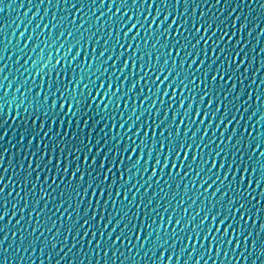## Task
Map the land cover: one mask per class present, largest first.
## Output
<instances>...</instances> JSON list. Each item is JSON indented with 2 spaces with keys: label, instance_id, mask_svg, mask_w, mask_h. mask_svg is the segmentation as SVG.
<instances>
[{
  "label": "water",
  "instance_id": "obj_1",
  "mask_svg": "<svg viewBox=\"0 0 264 264\" xmlns=\"http://www.w3.org/2000/svg\"><path fill=\"white\" fill-rule=\"evenodd\" d=\"M75 0H0V187L4 188V195L0 197V201H3L6 205L8 215L5 217L3 222H0V264H113V252L109 246L108 249L105 248L104 242L107 239V233L111 231L112 227L115 226V220L113 223L108 225L107 229H104V221L97 224V221L90 220L92 216V211L89 210L88 216L85 217L84 210L89 208V198L90 196H84L83 202L80 204V208L76 209V203L81 199L80 197H74L69 194L61 196L66 185L69 183L70 172L72 167L79 164L83 167V153L81 154L80 160L76 159L73 154L65 153L67 155L68 162L72 164L69 168V174L63 173L64 167V156H60V172L56 171L57 156L59 151H53L51 154L52 163L45 167L43 164L41 167H36L37 160L43 155L44 162L46 163L49 159L47 153L50 149H53L54 144L49 143V137L38 135L42 131L44 133L48 132L49 123L46 121L44 123L43 129H41L40 121L37 120L33 123L30 118L31 110L28 109L26 112L27 104L31 101L32 97L36 95L37 92H47V73L52 69V66L56 64L57 60L61 63L56 65V70L64 66L65 60L71 56H75L77 49L75 47L71 48L69 52L70 45L75 42L78 33H74L72 38H68L67 31H65L64 37L57 40V35L63 29H56L51 33L49 38V29L51 25L49 21L52 20L55 15L57 21L60 17L67 13L68 7L74 3ZM139 2V0H138ZM150 2V0H149ZM111 0H105L103 7H100V0H96V6L93 8L89 3L88 7L84 8V12L91 16L92 12L95 11L96 15L92 17L85 23V28H88L90 24H93L92 31L95 32L93 37V44L98 39L100 42L96 44L97 55L102 47H107L109 52L115 57L119 53L120 49L117 48L115 52H112L113 46L116 44V33L113 31L112 38L109 39L108 32L109 29L105 27L102 31H98L99 25L105 23L108 20L109 5ZM131 3V0H129ZM159 5V0H157ZM167 11L172 13L169 16V20L165 23H171L172 19L179 16L180 19L177 24H183L185 20L188 21V31H191V26L193 21H207L213 27L209 31L208 35H211L212 31H216V35L212 37V41H215L219 47L215 50V56L212 53V41L208 44V56H201L205 63L200 68V72L196 75L203 79V73L208 69L209 64H211V71L208 72V81H211V76L217 73V69L230 68L229 61L232 58L233 51H240V56L237 58V63L241 59L244 63L240 66L239 72L236 73V78L233 80H228L225 76V81L227 82V87L224 90V95L227 94L228 88L233 84L236 85L235 91L232 95L228 97L225 101L229 105V116L235 114L237 119L240 121L236 124L235 121L229 125V130L225 133L224 144L228 145L227 137L231 134L232 128H236L237 136L233 140L243 136L244 140H251L247 151H244V143L242 142L239 146V150L231 145V154L225 149L222 156L217 159V165L223 160V156L227 155L228 159L231 160L233 156L240 160L243 156L245 160L248 159L252 151V144L255 143V136L257 134V129L264 135V0H188L185 4V0H180L176 3V0H167ZM161 16L157 20H163L165 9L162 5ZM185 8L187 11H185ZM75 11V10H73ZM130 11L134 13L137 11L136 8H121L120 13L117 15L116 19L119 20V16L124 12ZM141 12L140 20L144 22V16H148V22L150 23L152 17L155 16L156 6L151 9V14L149 15L148 5L145 4L143 8L139 10ZM47 12V15L45 13ZM84 12L80 13L83 15ZM112 12H116L115 6L112 7ZM69 20L72 19V14L67 13ZM102 16V19L98 23H93L97 16ZM87 20V17H85ZM127 21V17H124ZM77 26L81 23L79 16L76 17ZM133 23L135 22V17L133 18ZM45 24H49L48 28H45ZM39 25V27H37ZM115 24H113V29H115ZM131 25L129 24V27ZM147 28V24L144 25ZM155 27V25H153ZM177 26L174 25L172 33L175 34ZM71 30V29H69ZM184 29H181L183 31ZM83 31V29L81 30ZM135 29L133 33L129 35V41H131V36L135 34ZM227 33L223 40L220 39L222 33ZM23 33V36H21ZM187 34V33H185ZM123 37V33H120ZM145 38V33L141 32V36L137 39L135 43H140L143 48V41ZM237 41L239 43L237 44ZM121 42H124L123 40ZM156 42V37L153 36L148 43L149 49H151L152 44ZM164 38L161 36L160 45L164 44ZM195 43V41H192ZM63 43L64 47L60 48L59 45ZM184 44L185 41L181 40ZM160 45L157 46V51L161 50ZM227 46L229 51H225L221 54V49ZM205 46L201 42L200 49ZM83 48V42L81 43V49ZM178 50V46L172 49L173 55ZM191 51L190 48H188ZM167 52L168 49H163ZM199 51V49H198ZM89 58L91 57V46L88 49ZM67 54V55H66ZM107 54L104 58L98 61L97 66L102 63L103 59H107ZM185 53L182 51L180 57L177 58V64L179 60L183 59ZM219 57V59H215ZM51 58V62L49 59ZM84 58V52L81 50V54L77 57L74 63H79ZM191 57L185 62H191ZM116 64L117 76H120V80H124L125 76H128L131 69H126L123 75L120 74V69L123 66L124 58L122 57L118 62L113 59L108 61L106 67L109 69L110 74L112 72L111 65ZM47 65V67H45ZM250 65V66H249ZM197 67H200L199 62L193 65V71ZM95 69L93 68V71ZM38 73L45 74V79L43 82V87H41V76ZM106 74V76L108 75ZM220 74H223L221 71ZM55 79V74L52 76ZM138 77H132L130 80H124V89L126 90L131 84L136 82ZM154 79V77H152ZM116 81V77H113ZM225 81H220L219 76L216 81V86L219 87ZM242 81V83H241ZM87 77H85V83H87ZM99 83V82H97ZM117 85L119 81H116ZM144 83H149L148 80L142 81L131 93H129L126 99H121L119 113L113 112L112 109L115 107V99L113 98L112 105L109 106L108 112H111L115 116V120H106L101 118L93 117V120L89 121L87 127L83 126V122L77 126L75 120H72L71 124L67 121L71 119L70 117L65 118L63 124H53L50 136L53 138L54 143L58 144L61 140H76L79 141L83 139L87 143V137L89 132H91V139L93 145H95L97 139L105 140L106 143L102 144L101 147L112 148L115 146L113 137L116 132L120 134L121 143L125 141L124 132L127 131V125L124 129H119L118 125L121 120V116L125 119L132 115L133 105L136 106L137 113L143 112L144 115L141 117V124L147 119L151 123V119L155 116L157 110H159V117L157 119L164 118V111L168 109L169 101L172 98V93L169 91V96L163 98V105L160 103V94L152 96L147 88H143ZM199 83V80H197ZM151 86V85H150ZM141 90H143V95L141 96ZM204 86L202 85L197 91L189 94L187 90L184 91L185 104L184 108H180V89H177L176 99L173 103L171 109H168V120L166 123L172 122V116L176 114V121L179 123L183 119V112L187 109V105L191 100V96H195V102L193 103L192 112L189 113V119L185 121V124H189L192 115L195 111L196 104L199 103V96L203 93ZM101 91V96L107 89V80L105 79V88ZM153 91H155L153 87ZM163 88H161V93ZM242 92L241 98L236 100L235 97ZM257 93L261 96V101L257 103L256 95ZM251 94V98L249 96ZM147 97V99H144ZM223 98V97H221ZM99 99V98H98ZM155 104V108L152 105ZM208 100L204 101L201 105V109L207 108ZM241 105L247 107V112L243 108H240L239 112H236V108ZM125 107L127 111H125ZM217 103L213 101L211 109L209 111L215 112ZM103 108V105H101ZM95 113L96 108L90 110ZM256 112V115H252ZM223 115V108L221 113L217 114V119L212 120V129L209 130V135L205 138L204 143H208L210 140L215 139V143L211 145L212 149H216V146L220 144V132L223 131V125L219 129H216L218 119ZM243 119H240V117ZM135 120V117H133ZM259 121V123H257ZM115 123L117 125L116 129L113 130L111 125ZM209 121L205 120L204 124H199V120L195 124H191L189 129V135L197 127L201 129L200 133H197V141L199 137L203 134L204 129L208 126ZM173 126V131H174ZM103 128V131H101ZM185 125H181V133L183 134ZM247 129V131H245ZM212 130H216V137H212ZM135 128H133V132ZM248 132L252 133V137L248 136ZM151 135V133H149ZM132 135V133H129ZM143 135V130H141V136ZM157 139H159V130H157ZM130 143V142H129ZM38 145L47 147L38 148ZM71 147V145L69 146ZM87 150L85 149V152ZM95 151V149H94ZM264 151V145L261 146L257 152ZM205 156H207V150H204ZM135 158V157H134ZM189 160H191V153H189ZM252 160H256V156L252 157ZM99 163V157L97 158V164ZM200 161H197L199 164ZM211 160L209 159L207 167H211ZM264 163V161H262ZM29 164L32 165L31 177L27 184L24 183V177L28 175L30 169ZM141 169L143 168V162H141ZM196 165H194V168ZM96 169H94L95 171ZM218 169L212 170V178L215 179L216 172ZM221 179L225 172L228 173L229 181L232 179L233 173L228 171L227 166L224 169L219 170ZM152 165L148 166V172L144 174V179L146 180L148 176L151 175ZM168 170L165 169L164 179H168ZM157 174L159 175V169H157ZM40 176V180L37 182L36 177ZM103 175V173H101ZM183 175V173H181ZM209 173L207 168L201 173L200 176H196L195 172L191 176L185 179L184 183L180 185L179 188L175 184L171 185L170 189H166V195L170 197L173 193H176V199H160L159 208L157 212L152 213L148 216V222L151 223L153 219L156 220L157 224L161 223V215L163 216V221L167 223L169 215H173V209L175 213L173 215V223L168 226V233L171 234L173 227L177 229L176 240H169V243L164 246L163 249L157 247L155 250V255L148 252V248L152 247L151 241L149 245L141 250L135 240L132 238V243L137 245L132 249L131 253L128 251L127 244L124 247L117 244V248L120 252L124 253L121 257L117 253V258L115 259V264H121L124 260V264H177V259L179 258V264H196L199 260L200 264H264V255H260L262 249H264V236H261L260 242L257 243L256 247H252V242L249 240L247 243L244 242V236L247 235L248 231L253 233L255 237L256 231L259 229V225L264 223V219L257 222L256 228H252V221H248L244 224L243 221H239V216L237 215L236 220L239 221V227L245 229L244 233L240 235L239 239L235 237L232 238V243H227L228 237L223 241L220 240V235L223 233V228L221 233H216L213 229V236H216V242H212L211 238L209 241L196 240L193 239L191 243L188 242V236L192 234V228L200 223L203 219L204 213L201 212L199 216H196V212L202 206H208L209 201L213 204L219 200L220 194L218 193L215 199L212 198L211 193L215 191L217 184H213L211 188L208 189V193H204V188L208 185L205 184L203 187L200 186L201 181L208 177ZM237 181H239L240 173H235ZM47 176L48 183H44V178ZM193 177L195 179L193 180ZM153 178V186L148 188V196H144V203L147 204L148 200L151 198L153 192H157L158 188L155 185V179ZM55 179L56 184L52 181ZM78 179V178H77ZM247 175L245 177V184H247ZM61 180L64 181L61 184ZM76 181H73L75 184ZM87 183V177L85 178V184ZM188 185L187 196L184 195V184ZM209 184L212 183L211 180L208 181ZM227 184V182H226ZM35 188L33 189V186ZM51 185V187H49ZM59 185V187H57ZM195 185V186H193ZM163 186V182H161ZM147 188V185H145ZM144 188L140 189V195L137 196L136 202H134L132 207V212H136V203H139L140 197L144 193ZM45 193L46 199L40 200L41 192ZM229 195L235 198L234 194L231 193L227 187L224 189ZM9 193L11 195L9 196ZM19 193V195H17ZM26 193L28 194L26 196ZM256 193H253L255 195ZM132 193L129 194V199H131ZM183 197V204H181V198ZM199 197L198 199H195ZM25 199L27 200V207L25 208ZM195 199V203L192 200ZM228 197L225 196L224 202H227ZM34 201H39L35 205V210H33ZM63 201H69L65 203L64 207L57 210L58 205ZM157 201H153V207L156 206ZM255 203V201H253ZM15 204V208L13 205ZM71 204V207L69 206ZM95 200L93 199V205ZM191 205V207H189ZM165 206L168 207V211L165 212ZM21 209H24L22 212ZM65 209H68L66 212ZM187 209V212H185ZM108 212L112 211L111 202H109ZM146 209L140 208V220H137V224L144 219V213ZM15 212V215H13ZM31 213V215H29ZM71 215V221L68 217ZM97 218L100 217V212H96ZM264 216V213L261 214ZM183 216L184 219L181 221L180 225L175 224V219ZM23 217V219H21ZM195 217L193 220L192 218ZM85 219L90 220V225H86L85 228H80L79 225L83 224ZM107 216H105V221ZM19 221V223H18ZM188 221V227L180 232V229ZM73 223L77 224L75 229L71 231V225ZM208 222H206L207 225ZM89 226H92V230L96 232V237L93 238L91 233L87 236L84 232ZM123 226V225H121ZM155 227V225L153 226ZM236 226L234 225V229ZM104 231V237L101 238L100 232ZM233 229H230V234ZM59 233V235H57ZM119 233V229L114 235ZM67 238V239H65ZM143 239V236H142ZM152 239H155L153 235ZM165 239L164 232H160V243H163ZM91 241V243H89ZM175 243V247L172 244ZM211 243V251H209V245ZM239 243V247L236 244ZM97 244L100 245L97 248ZM55 245V246H53ZM75 245V246H73ZM201 245L203 246L201 248ZM217 249L219 250V255H217ZM183 250V252H182ZM107 251V256L105 252ZM163 251L164 260L160 262V253ZM147 253V254H146ZM189 253H192L189 259ZM227 254V255H225ZM169 255H171V261L168 260ZM124 257H130L129 259H124Z\"/></svg>",
  "mask_w": 264,
  "mask_h": 264
},
{
  "label": "snow or ice",
  "instance_id": "obj_2",
  "mask_svg": "<svg viewBox=\"0 0 264 264\" xmlns=\"http://www.w3.org/2000/svg\"><path fill=\"white\" fill-rule=\"evenodd\" d=\"M31 2V0H29ZM67 2V0H65ZM105 0H100V7L102 8ZM180 0H176V3H179ZM188 0H185L187 4ZM89 3L93 8L96 6V0H75L68 9L67 13L72 14V19L69 20V16L66 13L61 16L59 21H57L55 15L52 20L49 21L51 28L49 29V38L51 33L56 29H63L57 35V40L64 37L65 31H67L68 38H72L74 33H78V36L75 39L73 45H70L69 52L72 47L77 49L76 55L71 56L65 60L64 66H62L59 71L56 70V65L61 63L60 60L56 61V64L52 66V69L46 74L47 75V92L43 94L37 92L31 101L28 102L26 112L28 109L31 110L30 118L35 123L37 120L40 121L41 129L44 127V123L47 121L49 123L48 132L38 133V135L48 136L49 143L54 144L53 149H50L47 155L49 159L47 162H44L43 155L36 162V167L39 168L43 164L45 167L52 163L51 154L53 151L58 150L59 155L57 156L56 171L60 172V156H64V167L63 173L69 174V168L72 167L73 161L71 164L68 162L67 155L65 153L73 154L72 150L74 149V155L77 160H80L81 154L83 153V160L81 167L79 164H76L72 167L70 172V179L68 185L65 186L61 196L69 194L74 197H80L81 199L76 203V209L80 208V204L83 202L84 196H90L89 198V208L84 210L85 217L88 216L89 210L92 211V216L90 220L97 221L99 224L101 221H104V229L106 230L108 225L113 223L115 220V226L112 227L111 231L107 233V239L104 242L106 249L111 246V249H114L113 252V264H115V259L117 258V253L121 257L124 256V253L120 252V249L117 248V244L120 243L121 247L127 244L128 251L131 253L132 249L137 245L132 243L133 236L141 250H144L151 241L152 247L148 248V252H151L153 256L155 255V250L158 248L163 249L165 245L169 243V240H176L178 235L177 229L172 228L171 234L168 233V226L173 223V215L175 209H173V215H169L167 223L163 221V216L161 215V223L157 224L156 220L153 219L151 223L148 222V216L152 213L157 212L159 208L160 199H176V193H173L170 197L166 195V189H170L172 184H175L177 188L184 183L185 179L192 175L195 172L196 176H200L201 173L207 171L209 173L206 179L201 181L200 186L203 187L205 184L208 185L207 188H204V195L208 193V189L212 187L213 184L218 186L215 188V191L211 193L213 199L219 193V200L216 204H213L212 201H209L208 206H202L197 212L196 216H199L201 212L204 213L203 219L198 225L192 228V234L188 236V242L191 243L193 239L209 241L211 238L212 242H216V236H213V229L216 233H221L223 228V233L220 235V240L223 241L228 237L227 243H232V238L235 237L239 239L245 229L239 227V221H243L244 224H247L248 221H252V228H256V224L259 220L264 219V216L261 214L264 213V151L257 152L264 145V135L259 132L257 129V134L255 136V143L252 144V151L248 159L245 160L243 156L240 157V160L237 161L235 156L231 160L228 159V156H223V160L217 165V159L220 158L225 151H228L231 154L232 147H235L239 150L240 144L244 143V151H247L251 140H244L243 136L235 139L237 136L236 128H232L231 134L227 137L228 145L224 144L225 133L229 130V125L234 121L236 124H239V120L236 115L233 114L229 116V105L225 103L228 100V97L233 94L235 91L236 85L233 84L227 90V94L224 95V90L227 87V82L225 81V76L228 80H233L236 78V73L239 72L240 66L244 63V60L241 59L237 63V58L240 56V51H233L232 58L229 61L230 68L217 69V73L211 76V81H208V72L211 71V64L205 72L203 73L204 78L200 79L196 73L200 72V68L204 65V59H201V56H208V44L209 41H212V37L216 35V31H212L211 35H208L209 31L212 29V25L207 21H193L191 26V31H188V21L185 20L183 24L178 25L177 21L180 19L179 16H176L172 19L171 23H165L169 20V16L172 13L167 11V0H159V5L157 0H111L109 5L108 20L105 23L99 25L98 31H102L105 27L109 29L108 37L112 38L113 31L116 33V44L113 46L112 52H115L117 48L120 49L119 53L115 57L109 52L107 47H102L97 55L96 44H99V40L95 41L93 44V37L95 32L92 31L93 24H90L88 28H85V23L88 20H91L93 16L96 15L95 11L92 12L91 16L88 13L84 12V8L89 6ZM148 5L149 15L151 14V9L153 6H156L155 16L152 17L151 22H148V16H144V22L140 20L141 12L139 11L144 5ZM162 5L165 9L163 20H160L157 23V20L161 16V7ZM115 6L116 12H112V7ZM121 8H136L137 11L130 14V11L124 12L119 16V20L116 19L117 15L120 13ZM75 10V11H73ZM2 11V9H0ZM185 11L187 9L185 8ZM84 12L83 15L80 13ZM47 15V12L45 13ZM79 16L81 23L77 26L76 17ZM102 16H97L96 20L93 23H98ZM127 17V21L124 20V17ZM87 17V20L85 19ZM135 17V22L133 23V18ZM49 24H45V28L49 27ZM113 24H115V29H113ZM129 24L131 25L129 27ZM147 24V28L144 25ZM155 25V27H153ZM176 25L177 29L175 34L172 33L173 26ZM39 27V25H37ZM71 29V30H69ZM83 29V31H81ZM131 36V41H129V35ZM181 29H184L181 31ZM123 33L121 37L120 33ZM141 32L145 33V38L143 41V48L140 43H135L137 39L141 36ZM187 33V34H185ZM227 33H222L220 39L223 40ZM23 36V33H21ZM156 37V42L152 44L151 49L148 47L149 41L152 37ZM161 36L164 38V44L160 45ZM124 42H121V41ZM181 40H184L185 43L182 44ZM195 41L193 43L192 41ZM83 42V48L81 49V43ZM201 42L204 44V48L200 49ZM239 41H237V44ZM160 45L161 50L157 51V46ZM89 46H91V57L89 58ZM178 50L173 55L172 49L177 48ZM60 48H63L64 45L61 43ZM212 53L215 56V50L219 45L212 41ZM191 49V51L188 50ZM163 49H168L167 52ZM199 49V51H198ZM81 50L84 52V58L79 63H74L77 60V57L80 56ZM184 52L185 55L183 59L179 60L177 64V58L180 57V53ZM225 51H229L227 46L221 49V54ZM107 54V59H103L102 63L97 66L98 61L105 57ZM67 55V54H66ZM124 58L123 66L120 69V74L123 75L126 69H131V72L128 76L124 77V80H130L132 77H138L136 82L131 84L126 90L124 89V80H120V76H117L116 73V64L111 65L112 72L109 73L108 61L115 59L118 62L121 58ZM191 59L190 63L185 65V62ZM219 59V57H215ZM51 62V58L49 59ZM199 62L200 67H197L193 71V65H196ZM250 66V65H249ZM47 67V65H45ZM93 68L95 69L93 71ZM223 71V74H220ZM41 76V87H43V82L45 79V74L38 73ZM55 74V79L52 78ZM106 74H108L106 76ZM219 76L220 81H225L219 87L216 86V81ZM85 77H87V83H85ZM113 77H116V81H119L117 85L116 81L113 80ZM154 77V79H152ZM105 79L107 80V89L108 91L101 96V91L105 88ZM148 80L149 83H144L143 88H147L149 93L152 96L160 94V103L163 105V98L169 96V91L172 93V98L169 101L168 109H171L173 103L176 99L177 89H180V108H184L185 98L184 91L187 90L189 94L197 91L202 85L204 86L203 93L199 96V103L196 104L195 111L192 115L191 121L189 124H185V121L189 119V113L192 112L193 103L195 102V96H191V100L187 105V109L183 112V119L177 123L176 114L172 116V122L166 123L168 120V109L164 111V118L157 119L159 117V110L156 111L155 116L151 119V123L147 119L144 120V123L141 124V117L144 115L143 112L137 113L136 106L133 105L132 115L128 116L126 119L121 116L119 122V129H124L127 125V131L124 132V137L126 138L124 142L120 141V134L115 133L112 138L115 146L112 148L101 147L102 144H105L106 141L102 139H97L95 145H93L91 139V132H89L87 137V143L83 139L76 140H61L58 144L54 143L53 138L50 136L52 131L53 124H63L66 117H70L67 121L68 124L72 123V120H75L77 126L80 125V122H83V126L87 127L89 121L93 120V117L103 118L106 120H115V116L111 112H108V108L113 103V98L115 99V107L112 109L113 112L119 113L120 110V101L121 99H126L127 95L131 93L142 81ZM199 80V83H197ZM99 82V83H97ZM242 83V81H241ZM151 85V86H150ZM153 87L155 91H153ZM161 88L163 92L161 93ZM140 95H143V90H141ZM242 92L235 97L236 100L241 98ZM251 98V94H249ZM223 97V98H221ZM99 98V99H98ZM207 98L208 104L206 109H201V105L204 104L205 99ZM147 99V97H144ZM215 101L217 107L215 112L209 111L211 105ZM256 101L259 103L261 101V96L259 93L256 95ZM103 105V108H101ZM95 106L96 112L93 113L90 110ZM155 108V104L152 105ZM223 108V115L219 117L216 129H219L223 125V131L220 132V144L216 146V149H212L211 145L215 143V139L210 140L208 143H204L205 138L209 135V130L212 129V120L217 119V114L221 113ZM240 108H243L247 112V107L241 105L239 108H236V112L240 111ZM125 111L127 108L125 107ZM252 115H256V112H253ZM135 117V120H133ZM199 120V124H204L205 120H208V126L204 129L203 134L199 137L197 141V133L201 132V129L197 127L195 131L189 135V129L191 124H195ZM240 119H243L241 116ZM264 119V117H262ZM259 123V121L257 122ZM181 125H185L183 134L181 133ZM173 126L174 131H173ZM117 125L113 123L111 128L115 130ZM133 128L135 131L133 132ZM141 130H143V135L141 136ZM157 130H159V139H157ZM103 131V128H101ZM247 131V129H245ZM132 133V135H129ZM151 133V135L149 134ZM248 136L252 137V133L248 132ZM212 137H216V130H212ZM130 142V143H129ZM71 145V147H69ZM47 147V145L40 146L38 148ZM85 149L87 150L85 152ZM95 149V151H94ZM204 150H207V156L204 154ZM189 153H191V160H189ZM256 156V160L253 161L252 157ZM99 157V163L97 164V158ZM135 157V158H134ZM209 159L211 160V167H207ZM200 161L197 164V161ZM141 162H143V168L141 169ZM151 163L152 172L151 175L144 179V174L148 172V166ZM194 165L196 167L194 168ZM227 166L228 171L232 172V179L229 181L228 173L225 172L223 178L221 179L220 171ZM31 168L32 165L29 164V173L24 177V183L27 184L31 177ZM94 169H96L94 171ZM157 169H159V175L157 174ZM165 169L168 170V179H164ZM218 169L216 172L215 179L212 178V170ZM239 172V181L236 179L235 173ZM103 173V175H101ZM183 173V175H181ZM248 177L247 184H245V177ZM87 177V183L85 184V178ZM155 179V185L158 188L157 192H153L151 198L148 200L147 204L144 203V196H148V188L153 186V178ZM78 178V179H77ZM195 177H193V180ZM37 182L40 180V176L36 177ZM211 180L212 183L209 184L208 181ZM73 181H76L73 184ZM163 182V186H161ZM227 182V184H226ZM44 183L47 184V176L44 178ZM53 184H56L55 179L52 181ZM64 183L63 180L60 182ZM147 185V188L145 187ZM195 186V185H193ZM51 187V185H49ZM59 187V185H57ZM225 187L234 194L233 196L229 195L228 192H225ZM35 185L33 186V189ZM144 188V193L140 197L139 203H136V212H132V207L134 202L137 200V196L140 195V189ZM188 185L184 184V195L187 196ZM132 193L131 199H129V194ZM253 193H256L253 195ZM4 195V188L0 187V197ZM11 193H9V196ZM19 195V193H17ZM28 194L26 193V196ZM225 196L228 197L227 202L225 203ZM199 197L195 198L198 199ZM40 200L46 199L45 193L42 191L40 194ZM93 199L95 204L93 205ZM195 199L192 200L195 203ZM153 201H157L156 206L153 207ZM255 201V203H253ZM109 202H111L112 211L108 212ZM39 201H34L33 210H35V205ZM65 203L69 201H63L58 205L59 208L64 207ZM181 204H183V197L181 198ZM71 207V204H69ZM27 207V200L25 199V208ZM143 207L146 209L144 213V219L137 224V220H140V208ZM191 207V205H189ZM15 208V204L13 205ZM23 212L24 209H21ZM67 212L68 209H65ZM100 212L99 219L97 218L96 212ZM165 212L168 211V207L165 206ZM187 212V209H185ZM8 215L6 205L3 201H0V222H3L5 217ZM15 215V212H13ZM31 215V213H29ZM237 215L239 216V221L236 220ZM105 216L107 219L105 221ZM23 219V217H21ZM71 221V215L68 217ZM184 219L183 216L175 219V224L180 225L181 221ZM193 220L195 217L192 218ZM90 220L85 219L83 224H80V228H85L86 225H90ZM206 222L207 225H206ZM19 223V221H18ZM191 221H188L180 229V232H183ZM123 225V226H121ZM155 225V227H153ZM234 225L236 228L234 229ZM77 227L76 223L71 225L72 229ZM119 229V233L114 235ZM230 229L233 231L230 234ZM3 229H0L2 231ZM163 230L165 239L163 243H160V232ZM91 233L92 237H96V232L92 230V226H89L84 232V235L87 236ZM59 235V233H57ZM155 235V239L152 237ZM101 238L104 237V231L100 232ZM143 236V239H142ZM261 236H264V223L259 225L258 231H256L255 237L251 231L247 232V235L244 236V242L247 243L249 240L252 242V247L255 248L257 243L260 242ZM67 239V238H65ZM91 243V241H89ZM55 246V245H53ZM75 246V245H73ZM239 243L236 244V247H239ZM100 245L97 244V248ZM172 247H175V243L172 244ZM203 246L201 245V248ZM209 251H211V243L209 245ZM183 252V250H182ZM147 254V253H146ZM192 253H189V259L191 258ZM217 255H219V250L217 249ZM227 255V254H225ZM260 255H264V249L261 250ZM107 256V251L105 252ZM130 257H124V259H129ZM172 257L169 255L168 260L171 261ZM164 260V253H160V262ZM121 264H124V260L121 261ZM177 264H179V258L177 259ZM187 264V261L185 262ZM196 264H200V261L197 260ZM205 264L207 262L205 261Z\"/></svg>",
  "mask_w": 264,
  "mask_h": 264
}]
</instances>
